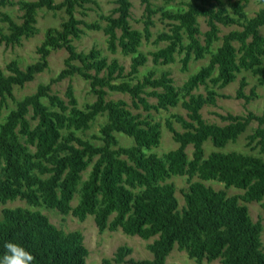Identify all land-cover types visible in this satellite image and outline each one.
I'll use <instances>...</instances> for the list:
<instances>
[{
	"label": "trees",
	"instance_id": "16d2710c",
	"mask_svg": "<svg viewBox=\"0 0 264 264\" xmlns=\"http://www.w3.org/2000/svg\"><path fill=\"white\" fill-rule=\"evenodd\" d=\"M180 1L181 7L175 10L161 9L168 29L155 35L156 48L148 53L140 47L153 38L156 10L150 0H140V29L130 24V0H113L110 14L99 13V20L94 21L76 13L86 16L92 6L98 7L96 0H20L19 23L0 13V23L6 28L0 29V46L18 45L21 39L36 35L41 9L63 10L66 16L59 27L45 29L34 62L20 68L11 60L5 66L7 73L0 69V109L7 107L8 99L14 100L15 86L33 81L47 69L52 51L67 53L64 68L16 101L0 122V256L3 245L11 241L34 255L33 264H86L83 235L56 227L40 210L31 208L44 206L80 221L91 215L99 232L120 230L127 236L151 239L146 245L151 259L127 258L132 249L123 245L100 264H164L174 246L197 263L264 264L260 237L264 226L251 219L246 205L255 202L264 211V114L218 113L223 125L207 122L201 114L204 105L215 103L213 88H224L243 71L264 88V36L260 34V29L264 31V0H258L260 7L251 17L238 21L240 29L221 36L219 25L237 23L222 0ZM247 3L235 0L230 5L240 16ZM8 4L10 0H0V6ZM199 17L207 26L203 33ZM85 31H102L108 52L130 57L128 70L116 59L108 61L95 46L77 50L74 41ZM206 55V65L181 87L169 71L156 75L152 68L136 78L148 57L155 65H168L181 56L180 69L187 71L190 60ZM73 76L86 81L95 96L83 108L77 105L71 83L62 96L51 90L53 84ZM246 85L241 77L234 97L249 102L257 94L255 87L246 94ZM200 86L205 87V95L193 92ZM108 93L128 94L133 108L148 114L133 113L123 99H107ZM149 97L156 102H149ZM178 105L186 111L185 117L178 116L182 131L165 123L178 146L159 155L153 149L160 141V124L149 119V111ZM98 115L106 120L91 136L98 141L94 143L83 133ZM252 121L257 125L245 137L250 152L223 151ZM116 133L133 143L119 144ZM206 141L214 150L205 154ZM189 145L190 156L186 152ZM181 176H186L188 185L180 190L183 205L179 206L175 185L169 180ZM211 181L240 192L228 195L225 189L206 184ZM73 199H77L75 205ZM15 200L28 207L5 206Z\"/></svg>",
	"mask_w": 264,
	"mask_h": 264
},
{
	"label": "rangeland",
	"instance_id": "374dc122",
	"mask_svg": "<svg viewBox=\"0 0 264 264\" xmlns=\"http://www.w3.org/2000/svg\"><path fill=\"white\" fill-rule=\"evenodd\" d=\"M18 1L20 0H10V4L5 6H0V13L4 12L9 14L13 20L17 23L20 22L19 16L21 15V11L18 7ZM27 1V0H26ZM29 1V0H28ZM55 2H59L61 0H54ZM132 7L130 9L131 19L130 24L134 28L140 29L142 27L141 17L143 13V5L140 0H130ZM153 7L156 10V13L153 15V27L151 31L153 32V38L148 43H144L140 47V51L144 53H148L150 51L155 50L156 45L152 43L155 35L162 31H167L168 29V20L162 19L160 17V11L163 8L170 7L172 10L181 7L180 0H172L167 2L166 0H150ZM224 3V7L227 9L230 16L237 22L234 24H230L227 26L219 25V35H223L227 33L231 29H240L238 26V21H244L247 18L251 17L260 7L258 0H248L246 6L239 14L240 16L234 14L230 2H234L235 0H222ZM98 3V7L92 6L93 10L89 11L86 16H82L79 13H76L77 17L83 18L86 21H94L99 20V13L102 14H110L111 10L115 7L113 0H96ZM91 6V5H90ZM65 13L63 10L51 11L47 9H41L37 12V21L36 28L38 30L37 34L31 36L29 38H23L20 41V44L14 46H5L4 44L0 46V69L5 71V66L11 61L16 60L20 68H24L26 65L34 62L37 59L36 47L40 44L43 39V34L46 28L48 27H59L60 22L65 19ZM103 24V23H102ZM198 24L201 32L203 33L207 26L203 18H198ZM0 29L2 31H6L5 24L0 23ZM260 34L264 36V31L260 29ZM105 35L102 31H85L84 34L80 36L79 39L74 41L77 50H88L91 47L99 48L102 56H105L108 61L112 59H116L120 64L123 65L125 71L129 68L130 57H125L117 51L114 54H111L106 49L105 44ZM202 39V36H200ZM220 41H217L215 45H219ZM163 46V43L159 44ZM237 45V44H235ZM216 49V48H215ZM214 49V50H215ZM213 50V51H214ZM67 53L63 49H58L52 51L48 58V67L41 74H38L35 79L25 85L19 87L15 86L13 88V97L14 100L8 99L7 107H3L0 109V122L3 120L4 116L8 113L9 110L15 107L16 101L20 100L25 94L31 93L35 90L38 83H46L49 78L55 76L62 68H64V59ZM181 56H176V60L168 65H155L151 62L150 57H148V61L146 65L141 67L139 72L136 75V78L142 77L145 71L153 68L156 75H159L161 72L169 71L171 77L174 79V83L177 87H181L184 81L193 73H195L201 66L206 65L208 62L209 56L206 55L203 59L193 61L190 60L188 63L187 71H181L180 69V61L179 58ZM264 64V58H263ZM5 73H7L5 71ZM241 77H244L247 81V85L244 88V92L247 94L251 87H255V92L257 96L252 98L249 102H245L243 99H236L235 93L238 88V81ZM135 82V80H132ZM68 83H71L74 89V94L77 99L78 107L83 108L86 104L92 102L95 99V96L89 92V86L86 81H84L79 76H73L71 79H63L51 86V90L53 93H56L60 96L63 95V92ZM216 95L214 96L215 103L213 105H204L201 109L202 117L207 122L216 123L219 125L225 124V122L221 121L217 114H246L248 111L254 112L255 114H264V88L262 86L257 85L254 77L251 76L249 72H241L237 79L233 82L226 85L224 88H213ZM205 87L200 86L193 92L198 94L201 93L205 95ZM226 96V97H223ZM107 99H123L127 103L128 109H130L133 113L141 112L143 115H147L148 113L143 111L142 109H134L131 105V100L128 94L122 93H108ZM149 102L155 103L156 99L153 97L148 98ZM149 119L156 121L160 124V141L156 148L153 149V152L162 155L164 152H168L169 150L175 149L178 144L172 139L170 131L166 128L165 123L168 121L172 124V126L177 131H182L181 122L178 119V116L185 117L186 111L180 105L168 108L167 110H159L149 111ZM106 117L104 115H98L96 119L92 122L90 128L83 133V136L86 138H91L92 135L96 134L100 128V125L104 123ZM32 123H35L34 120H31ZM257 122L252 121L247 130L241 134L235 142H229L223 148V151L235 150L239 152H250V149L245 146L246 136L250 134L253 129L256 127ZM118 138L119 144L121 145H129L132 142V139L121 134H115ZM94 143H98L97 140L90 139ZM205 149V154L214 150L212 144L209 141H206L203 144ZM219 150V149H216ZM187 154L190 156L192 152L191 145L186 148ZM256 152V151H253ZM194 179V178H193ZM175 185L176 188V197L179 201V206L183 205V198L181 195V189H185L188 185V180L186 176L181 177H172L169 180ZM207 185L212 186L214 189H225L228 195H234L239 193L240 191L234 189L233 187L224 188L222 183L217 181L206 182ZM77 199H73L71 204L75 205ZM248 207V212L251 219L255 221H259L264 226V211L260 207L258 203L250 202L246 203ZM5 206L7 207H16V206H27L24 201L15 200L8 201ZM28 207V206H27ZM32 209H38L43 214H45L49 221L54 224L56 227L68 232L77 230L83 235V243L88 249V256L86 258V264H100L102 258H111L116 248L119 246H128L132 249L131 253L127 258H131L133 260H141V259H151L152 256L150 252L146 249V245L151 241L142 240L136 236H127L123 234L120 230L109 231L105 230L103 232H99L95 223L93 221V216L88 215L83 221L78 220L76 217L71 214L62 215L58 213L54 209H49L44 206L42 207H31ZM1 216V214H0ZM261 241L264 243V231L261 233ZM164 264H221L219 260H214L210 262L202 261L201 263H197L192 259H189L184 251H179L176 246L173 247L169 255L167 256Z\"/></svg>",
	"mask_w": 264,
	"mask_h": 264
},
{
	"label": "clouds",
	"instance_id": "9594fccd",
	"mask_svg": "<svg viewBox=\"0 0 264 264\" xmlns=\"http://www.w3.org/2000/svg\"><path fill=\"white\" fill-rule=\"evenodd\" d=\"M3 248L4 252L0 256V264H33L35 260L31 252L17 243L6 242Z\"/></svg>",
	"mask_w": 264,
	"mask_h": 264
}]
</instances>
